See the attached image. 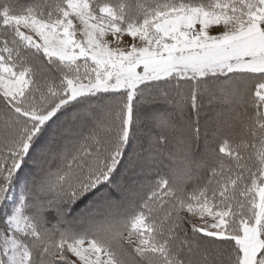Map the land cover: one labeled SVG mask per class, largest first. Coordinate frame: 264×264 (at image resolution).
Returning a JSON list of instances; mask_svg holds the SVG:
<instances>
[{"label":"trees","instance_id":"obj_1","mask_svg":"<svg viewBox=\"0 0 264 264\" xmlns=\"http://www.w3.org/2000/svg\"><path fill=\"white\" fill-rule=\"evenodd\" d=\"M55 1L0 0L2 63L26 73L35 83L39 80L27 97L28 104L36 107V115L17 109L0 93V235L4 232L0 264L7 263L9 257L5 254L10 244L5 233L6 213L18 206L20 220L24 221L19 229L12 230V236L17 237L22 254L28 251L25 264H72L60 245L81 238L106 248L120 264H245L247 251L235 239L243 236L247 225H256L258 191L264 183V109L259 95L264 75L228 69L197 74L174 71L165 79L140 82L134 88L132 100L125 91H101L89 93L78 105L68 107L60 64L22 41L8 24L12 18L25 15L56 20L61 0ZM88 1L109 8L113 12L110 20L120 30L139 32L147 27L152 30L165 16L181 11L231 13L233 6L241 8L255 0ZM236 21L245 25L250 22L249 18ZM73 73L70 69L69 76ZM214 100L228 103L224 108L221 102H216L215 110H209L210 107L204 110L206 102ZM154 101L167 108L166 114L168 111L170 116L175 114L180 124H172L165 114L155 151L138 155L139 147L133 149L132 145L125 149L114 172L96 177L98 169L106 163L107 156L102 157L107 152L106 146L114 151L123 144V138L119 137L118 145H114L116 135L125 132L123 120L127 112L132 111L129 135L136 134L134 123L137 115H141L139 109ZM169 105L176 111L169 110ZM106 106L111 107L108 116L103 115ZM121 110L123 117L118 127L113 114ZM82 111L97 114L96 122H103L102 127L98 128L96 123L89 129L86 126L81 141L75 142L66 156L55 159L51 165L44 158H31L33 148L25 146L40 143L49 126L58 137L61 131L58 126H66ZM46 112L52 113L47 123L39 119ZM181 113L187 117L186 122L181 120ZM154 122L149 120L145 125L155 127ZM102 137L107 138V143ZM87 143L90 146L99 143L100 148H106L99 156L100 161H94L91 152L74 156ZM154 157L157 162L153 165L159 166L148 174L153 166L147 170L142 167H148ZM177 157L185 168L173 164ZM190 166L197 167L199 172L190 170ZM13 169L19 171L14 173ZM44 175L49 180L50 195L38 205L37 200L30 198L32 188L25 202L23 180L27 178L33 186ZM134 176L141 181L139 185L131 180ZM90 205L94 209H88ZM195 209L222 213L231 225L230 237L210 236L189 223L185 214ZM95 212L103 217L93 219ZM66 214L78 217L69 220ZM260 228L264 237V221ZM132 235L150 242L146 246L152 260L135 249L127 238ZM262 258L259 256L260 262Z\"/></svg>","mask_w":264,"mask_h":264},{"label":"rangeland","instance_id":"obj_2","mask_svg":"<svg viewBox=\"0 0 264 264\" xmlns=\"http://www.w3.org/2000/svg\"><path fill=\"white\" fill-rule=\"evenodd\" d=\"M260 4L261 0H255L251 4L246 2L241 8L233 6L231 13H218L216 15H209L198 10L181 11L172 16H165L152 30L147 27L139 32H135L133 29L126 31L120 30L118 26L110 20V16L113 12L107 7L94 5L88 0H61L59 6L56 8L59 13L56 20L52 18L50 20H44L37 16L25 15L23 17L12 18L8 21V24L22 38V41L32 45L35 49L43 52L50 60L60 64L64 80L67 83H65L64 86V91L67 94L66 106L75 107L87 96V94L101 91H125L132 100L135 94L134 88L140 82L144 83L151 79H165L170 77L174 71L196 72L197 74L205 70H230L229 67L226 66L229 64L228 62H224L220 67L212 66V63L198 67L201 65L197 60L199 58L198 51H200L199 48L201 47V44L198 43L205 41L206 44H202L204 48L206 47L205 45L214 46V43L217 41L244 31L250 25L240 24L239 21H236V18L251 19L252 15L257 12ZM195 12H200V14ZM192 13H194V16L189 17L188 15ZM170 24H175L173 25L175 32L165 30V32L162 33L161 30ZM183 43H193L185 44L184 46L187 47L184 49L190 50L191 52L187 51L185 53L176 54L175 50L172 53H175L176 56L170 58L168 55L171 54V52L165 49L174 48L177 45L183 46ZM194 49L197 51L192 53ZM203 56L204 54L202 57ZM205 60V57L201 59L202 62ZM2 62L3 59L0 55V93L17 109L28 115H36V107L28 104L27 97L29 96V91L33 89V85L39 83V80L35 83L33 80L29 79L26 73L17 72L12 66ZM70 69L74 71L72 76H69ZM259 92H261L260 89ZM206 95L212 100L215 99L211 93H206ZM259 95L263 99L261 103L264 109L263 95L262 93ZM156 102L158 101L150 102L148 105L144 104V106L139 109L141 115H137L134 123V128L137 131L136 134L133 133L129 135L132 111L127 112L123 120L126 123L125 132L124 134L116 135V143L114 145H118L119 137L123 138V144L114 151H111L113 147L109 148L106 146L107 152L102 156H107L106 163L102 168L98 169L96 177L98 175L99 177H103L108 173L114 172L117 169L119 160L123 156V152H125L126 148L132 147V145L133 149L139 147L140 151L138 155L147 150H156L157 141L160 139H158V137L164 126V118L162 117L167 113V108L164 105L163 107L156 105ZM207 102V107L204 105V110L209 107V110H215L218 105L215 106L213 103L216 102H221L220 106L222 107L228 103L226 100ZM222 102H224V105H222ZM176 106L177 105H174V107ZM171 107H169V110L171 109L173 112L176 111ZM110 110V106L103 108V115L105 116L107 113L108 116ZM82 113L80 116L77 115L70 119L69 124L66 126L63 127L62 124L59 125L57 130L59 131V127H61V131L58 137L53 135L52 126H49L40 143L35 142L33 144V142H30V144L25 146L33 148L31 158L37 157V160H39V158H44V162H48L49 165H51L55 159L59 160L63 155L66 156L68 150L75 142L81 141L83 130L86 126L87 129H89L93 123H96L99 128L104 124L103 122H96L98 118L97 114L90 115V111H82ZM51 114L52 113L47 115L46 112L45 115L47 116L43 115V117H39V119L47 123L46 120H49L47 118H50ZM113 115H116L117 126L119 127L122 121L123 111L121 110L118 114L115 113ZM181 115V120L186 122L187 117L182 113ZM166 116H168L167 118L172 124H180L179 118H176L175 114H171L170 116V111H168ZM149 120L152 122L155 121L153 123L155 127H148L145 125ZM85 122H88V124ZM121 131H119V133H121ZM128 137L129 139H127ZM103 140L107 143V138H103ZM196 144L197 143H194V145ZM98 145L99 143H93L91 146L89 143L84 144L82 148L76 151L74 156L78 158L79 153L82 155L83 153L91 152L94 161H100L99 156L106 148H100ZM203 157L205 158V155ZM152 160L153 161L148 162V167H142V169L147 170L146 168L150 169L153 166L148 174L156 170L159 166L158 164L153 165L157 162L155 157ZM174 160V165L185 168L182 166L183 161H181L180 158L177 157ZM42 166L45 167V165ZM42 169L40 171H42ZM189 169L196 170V173L199 172L197 167L190 166ZM65 170L68 172L67 168H65ZM18 171L19 170L16 169L12 170L14 173ZM40 171L38 170V172ZM23 175H26V172H23ZM30 175L31 173H28L27 177L30 178ZM177 175L180 177L181 168ZM131 180L133 182L135 181L138 185L141 182L136 176L131 178ZM48 182L49 180L46 178V175L39 177L38 180L33 183V186L29 184L27 178L24 179L22 187L25 188V202L27 201V196L30 195L29 190L31 191L33 188L34 192L32 191V197L30 196V198L37 200V204L39 205L42 199L50 195L51 191H49L47 187ZM11 200L13 201L14 198ZM89 208L94 209L93 205H90L88 209ZM257 209L258 216L256 225L253 227L247 225L246 230L243 231V236L240 238L236 237L235 239L243 251H247V255H244L245 264H264V255L262 254L264 237L260 228V224L264 221V183L258 191ZM20 212V206H18L9 208L6 213L5 233L10 244L7 246V250H5V254L9 256L5 264H25L28 262V251L25 250V254H22L19 250V241H17V237L12 236V230L19 229L20 223L24 221V219L22 222L20 220ZM93 214V219L103 217L102 213L99 214L95 212ZM65 216V218L69 220L78 217V215L75 217L70 215L67 216V214ZM185 217L189 223L199 227L210 236L217 238L230 237L228 234L231 225L227 223L222 213L195 209L186 213ZM29 218L30 217H28L25 222H27ZM3 235L4 232L0 235L1 248V239ZM127 238L132 245H135V249L140 254L146 255L152 260L151 251H149V247L146 246L150 243L149 241L137 240L133 238V235ZM60 247L66 251L65 257L70 260L72 264H120L115 258L109 255L106 248H102L101 245H97L92 240L81 238V240L65 241ZM155 247L157 250L158 246L156 245ZM259 256H263L261 262ZM154 259L155 258H153V260ZM223 263L226 264V262Z\"/></svg>","mask_w":264,"mask_h":264},{"label":"crops","instance_id":"obj_3","mask_svg":"<svg viewBox=\"0 0 264 264\" xmlns=\"http://www.w3.org/2000/svg\"><path fill=\"white\" fill-rule=\"evenodd\" d=\"M195 13L200 14V12ZM188 16L192 17L194 16V13ZM249 20L250 22L246 25L250 26L247 29L235 34L234 36L217 41L214 43V46L205 45L206 47L204 48L202 44H206V42H199L198 44H201V47L199 48V53L197 52L199 54V58L197 60L201 63V65L198 67L206 66L211 63L212 66L214 65L220 67L221 64H224V62H228L229 64L226 66L229 67V71L231 72L234 71L264 75V0H261L260 7ZM173 25L175 24H170L167 27L165 26L161 32L164 33L165 30L175 32ZM185 44L193 43H183V46L177 45L174 48H167L165 50H169L171 52V54L168 55L170 58L176 56L178 53H185L187 51L191 52L190 50L184 49L187 48L184 47ZM175 50L176 54L172 53ZM194 51L197 50H192V53H195ZM203 54L204 56L202 57ZM204 57L206 60L202 62L201 59ZM261 93L264 98V85L261 86Z\"/></svg>","mask_w":264,"mask_h":264}]
</instances>
